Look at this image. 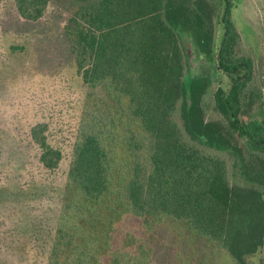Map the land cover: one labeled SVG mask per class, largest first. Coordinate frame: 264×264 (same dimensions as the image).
<instances>
[{"label":"trees","instance_id":"trees-1","mask_svg":"<svg viewBox=\"0 0 264 264\" xmlns=\"http://www.w3.org/2000/svg\"><path fill=\"white\" fill-rule=\"evenodd\" d=\"M58 3L70 76L21 135L0 125V264H246L264 246V95L232 1ZM53 4L0 0V36ZM182 22L207 75L187 80ZM26 194L39 205L12 204Z\"/></svg>","mask_w":264,"mask_h":264},{"label":"rangeland","instance_id":"rangeland-1","mask_svg":"<svg viewBox=\"0 0 264 264\" xmlns=\"http://www.w3.org/2000/svg\"><path fill=\"white\" fill-rule=\"evenodd\" d=\"M231 1L233 20L243 33V54L256 57L257 68L262 74L264 92V0ZM58 4V0H54L48 17L41 24L15 23L7 26L0 36V57H3L0 65V125L12 135H21L27 123L39 117L34 108L37 100L42 101L45 98L52 100L59 97L60 83L64 84V78L70 76L66 74L72 65V56L68 42L60 32L59 16L53 14ZM2 16L6 21H10V10L3 9L0 14V17ZM186 28L188 26L182 22L180 32L184 35L182 40L189 56L188 80L196 73L207 75L213 68L215 57L208 53L205 45L200 47L198 39H195ZM216 29L218 46L224 34L223 25L218 23ZM12 45L16 48H12ZM60 66L66 70L63 72L65 75L52 76ZM230 84L229 76L222 71L216 72L215 86H222L227 90ZM39 114L41 115V112ZM9 187L7 185V191ZM5 193V190L0 193V199L6 203L2 205L8 207L10 198L7 193L5 196ZM12 204L30 208L39 205L28 195L20 196L17 203ZM52 211L53 208L50 207L49 212ZM246 264H264V246L258 252L249 255Z\"/></svg>","mask_w":264,"mask_h":264},{"label":"flooded vegetation","instance_id":"flooded-vegetation-1","mask_svg":"<svg viewBox=\"0 0 264 264\" xmlns=\"http://www.w3.org/2000/svg\"><path fill=\"white\" fill-rule=\"evenodd\" d=\"M219 23H221V20L219 19ZM222 24V23H221ZM224 29V28H223ZM224 35V34H223ZM222 39H223V37H222ZM222 39H221V41H222ZM221 45V42H220V44L218 45V46H216V44H215V46H216V48H219V46ZM214 76H216V73H215V75ZM263 95H264V92H263ZM257 108H256V112L258 113V115L259 114H262V110H261V104L260 103H258L257 105ZM264 106V105H263Z\"/></svg>","mask_w":264,"mask_h":264},{"label":"crops","instance_id":"crops-1","mask_svg":"<svg viewBox=\"0 0 264 264\" xmlns=\"http://www.w3.org/2000/svg\"><path fill=\"white\" fill-rule=\"evenodd\" d=\"M219 23V20H217L216 19V21H215V44H216V32H217V24ZM236 27H237V25H236ZM237 29H238V31H239V33H240V35H241V37H242V35H243V33L241 32V30L237 27Z\"/></svg>","mask_w":264,"mask_h":264}]
</instances>
